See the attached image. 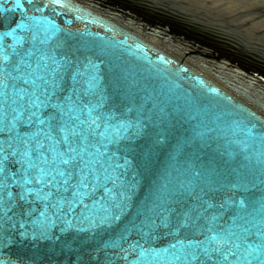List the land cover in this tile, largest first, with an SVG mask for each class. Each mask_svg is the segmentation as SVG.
Wrapping results in <instances>:
<instances>
[{"label":"water","instance_id":"water-1","mask_svg":"<svg viewBox=\"0 0 264 264\" xmlns=\"http://www.w3.org/2000/svg\"><path fill=\"white\" fill-rule=\"evenodd\" d=\"M0 49L104 154L62 203L6 190L0 264H264V0H0Z\"/></svg>","mask_w":264,"mask_h":264},{"label":"snow or ice","instance_id":"snow-or-ice-1","mask_svg":"<svg viewBox=\"0 0 264 264\" xmlns=\"http://www.w3.org/2000/svg\"><path fill=\"white\" fill-rule=\"evenodd\" d=\"M0 69L3 70L0 81L4 82L7 73L10 81L22 80L28 86L14 92L7 117L4 113L7 124L4 122L0 129L3 137L0 139V213L5 211L6 190L9 206L14 208L17 200L25 202L29 197L48 201L56 198L57 203H62L69 192L75 198L90 185L99 183L94 165L104 167V154L86 161L88 136L81 130L71 108L65 111L63 105L53 103L55 92L48 91L47 66L37 72L30 64L5 69L0 62ZM33 125L36 126L33 131L20 130L22 127L31 129ZM62 145L64 150H61ZM45 148L51 158L40 152ZM235 247L238 249L239 245ZM234 254L231 248L220 246L206 249L201 264H228L229 256Z\"/></svg>","mask_w":264,"mask_h":264}]
</instances>
